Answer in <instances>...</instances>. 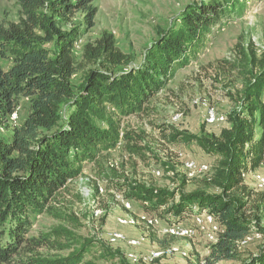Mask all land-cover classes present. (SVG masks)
Segmentation results:
<instances>
[{
    "label": "trees",
    "instance_id": "trees-1",
    "mask_svg": "<svg viewBox=\"0 0 264 264\" xmlns=\"http://www.w3.org/2000/svg\"><path fill=\"white\" fill-rule=\"evenodd\" d=\"M17 2L18 20L0 19V125L8 131L0 137V264H162L164 258L134 261L121 245L79 237L76 230L83 223L65 207L66 193L86 164H100L123 140L130 153L144 156L149 147L140 133L123 131L119 118L152 112V101L179 68L190 64L192 51L220 26L232 3L187 4L178 23L159 31L138 64L117 47L114 35L104 33L85 44L83 62L92 65L85 69L74 56L79 27L64 29L62 24L83 12L87 26H93L94 0ZM237 53L243 84L219 133L205 125L197 133L161 128L168 143H195L212 157L201 184L187 190L188 181L181 179L176 187H161L123 174L114 184L141 209L138 215L162 224H193L195 214L212 215L220 229L214 240L207 238V255L194 264H264V242L242 255L252 241L243 240L264 236V192L247 182L264 164V49L259 52L249 41L238 44ZM3 61L10 65L6 68ZM78 72L82 80L75 90L72 78ZM21 97L29 98V110L22 121L9 124ZM37 215L58 223L33 233ZM202 234L208 237L199 229L189 238ZM163 236L157 248L167 247L165 239L173 237Z\"/></svg>",
    "mask_w": 264,
    "mask_h": 264
},
{
    "label": "rangeland",
    "instance_id": "rangeland-1",
    "mask_svg": "<svg viewBox=\"0 0 264 264\" xmlns=\"http://www.w3.org/2000/svg\"><path fill=\"white\" fill-rule=\"evenodd\" d=\"M209 0H94L97 14L94 24L87 26L83 12H77L68 23L62 24L64 29L79 27L81 37L74 47L77 63L83 62V50L87 43H95L104 33L114 35L117 47L130 54L133 63L142 61L147 47L159 36L161 29L175 25L180 13L189 3H207ZM232 5L226 15L207 34L205 42L191 53V62L179 68L165 90L152 101V112L149 115H133L120 117L122 130H134L140 133L142 142L149 147L144 156L130 153L124 140L117 148L103 159L100 164L88 163L84 173L66 193L67 209L79 215L83 226L76 230L79 237L100 238L112 244L108 239L111 231H121L128 239L140 238V246H131L126 241L113 243L121 245L125 253H146L159 246L158 239H163L161 225L150 226L139 218L141 209L131 203L128 209L126 199L116 190L114 184L120 181V175L129 180L142 181L157 186L176 187L181 179L188 181L187 190L201 184V178L207 173H200L201 166L190 169L187 161H196L198 165L208 164L211 169L212 157L208 156L195 143L170 144L162 136L161 128L178 127L197 133L202 125L215 133H219L224 119L209 123L206 118L208 107L216 110L222 117L235 105L234 98L242 87V74L239 72L237 45L253 42L260 52L264 49V0H229ZM19 4L17 0H0V19L17 21ZM7 68L10 63L3 61ZM88 69V63H82ZM88 64V65H87ZM82 80V72L72 78L74 89ZM198 103H193L194 100ZM29 98L21 97L19 106L10 118L9 124L22 121L29 110ZM67 110V108H66ZM65 111V109H64ZM179 115L178 118H175ZM1 126L0 137L7 136L5 126ZM105 158V159H104ZM258 176L264 177V164L259 171L247 176L251 187L264 192L258 185ZM198 179V180H194ZM258 187V188H257ZM80 195L79 200L74 195ZM130 217V218H129ZM135 218V224H122L119 219ZM33 233L47 230L58 223L47 215L33 217ZM157 235H156V233ZM156 235V239L151 235ZM170 235V234H168ZM173 236V235H171ZM174 237V238H173ZM167 237L166 246H177L186 251L189 257L174 253L162 260V264H194L207 255V238L205 234L197 238ZM264 242L259 233L250 241L242 255L256 251ZM118 247V246H117ZM165 247V246H164ZM217 264H240L239 261H221Z\"/></svg>",
    "mask_w": 264,
    "mask_h": 264
},
{
    "label": "built area",
    "instance_id": "built-area-1",
    "mask_svg": "<svg viewBox=\"0 0 264 264\" xmlns=\"http://www.w3.org/2000/svg\"><path fill=\"white\" fill-rule=\"evenodd\" d=\"M199 100H194L193 103H198ZM14 115V114H13ZM220 115H218V113L216 112L215 109L208 107V111L206 113V118L207 121L209 123H214L217 122L220 119H224L225 117H219ZM179 115H176L175 118H178ZM1 129V126H0ZM186 166L190 169L196 168L197 166H201L200 169V173H207L210 170V167L208 164H200L198 165L196 163V161L192 160V161H187ZM258 185L260 186V188L264 189V177L262 176H258ZM126 207L128 209H131V203L129 200L124 201ZM130 218V217H129ZM139 218L144 221L145 223H147L150 226H156V225H161L163 227V232L173 235V236H177V237H193L194 235H196V232H198V230L200 229L201 231H204L208 234V237L211 240L215 239V232L219 231V225L215 222L214 218L212 215L207 214L206 212L201 213V214H195L193 216V224H178V225H170V224H162L160 222V220L156 217H149L146 214H140ZM120 223L122 224H135L136 223V219L132 218L131 219H119ZM258 233L247 237L245 240L242 241V243H247L249 240H252L253 238H255V236H257ZM108 239L112 242H120V241H126L129 245L131 246H140L141 245V240L140 238H130L128 239L126 237V235L121 232V231H111L108 233ZM174 253H179L181 254L183 257H185L187 255L186 251L180 250L177 246H167V247H163V248H156V249H152L150 250L148 253L146 254H137L134 252H130L129 256L134 260H138L140 259V257H142L145 261L148 262H152L158 259H163L166 257H169L170 255L174 254Z\"/></svg>",
    "mask_w": 264,
    "mask_h": 264
}]
</instances>
